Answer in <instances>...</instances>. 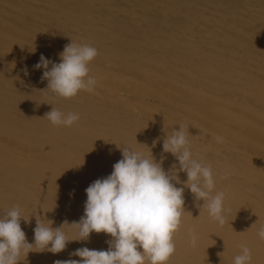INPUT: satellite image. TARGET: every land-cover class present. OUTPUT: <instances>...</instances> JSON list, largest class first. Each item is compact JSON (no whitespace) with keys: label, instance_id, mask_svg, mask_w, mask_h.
<instances>
[{"label":"bare ground","instance_id":"6f19581e","mask_svg":"<svg viewBox=\"0 0 264 264\" xmlns=\"http://www.w3.org/2000/svg\"><path fill=\"white\" fill-rule=\"evenodd\" d=\"M71 41L97 49V84L54 97L33 66L41 54L58 63ZM52 107L80 118L54 126L44 117ZM179 125L230 211L219 225L185 187L167 264H233L241 244L251 264H264V0H0V218L19 206L28 243L37 219L54 228L79 221L85 189L111 174L122 149L178 169L162 144ZM177 175L184 187L186 173ZM109 239L92 233L58 254L33 246L19 264L80 259L70 253L107 250Z\"/></svg>","mask_w":264,"mask_h":264},{"label":"clouds","instance_id":"9594fccd","mask_svg":"<svg viewBox=\"0 0 264 264\" xmlns=\"http://www.w3.org/2000/svg\"><path fill=\"white\" fill-rule=\"evenodd\" d=\"M97 55L95 47L71 41L58 54V63L41 54L33 68L43 70L45 90H50L54 97L71 99L82 90H94L97 80L89 75V64ZM24 74H29L27 67ZM44 117L54 126L65 127L80 118L77 113L65 114L55 107ZM188 135L185 126L179 125L178 130L174 128L163 139V153L172 154L179 164L178 169L173 165L168 172L162 167V160L157 162L152 155L148 158L139 151L122 149V158L113 165L111 174L85 189L87 199L79 221H65L54 228L52 222L46 225L37 219L34 244L27 242L21 228V220L25 219L19 206L6 211L0 218V264H19L21 255L27 256L33 246L58 254L69 242L89 241L92 233L111 237L106 241L107 250L81 247L70 253L80 259L56 260L54 264H167L175 253L174 235L185 212V187L197 201H203L202 207H206L210 218L223 226L230 211L225 207V193L215 191L212 167L194 158ZM177 172L186 173L184 187L173 183L180 182ZM65 224L76 230L78 239L68 238ZM189 235L190 246L196 247L197 235ZM257 236L264 240V225L257 230ZM239 247L241 252L234 257L233 264H251L250 248L244 244Z\"/></svg>","mask_w":264,"mask_h":264}]
</instances>
